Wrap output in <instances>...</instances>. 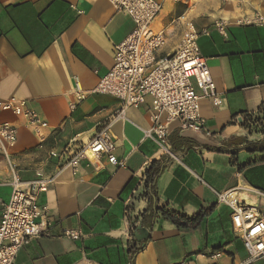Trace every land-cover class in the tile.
I'll use <instances>...</instances> for the list:
<instances>
[{
    "label": "crops",
    "instance_id": "crops-1",
    "mask_svg": "<svg viewBox=\"0 0 264 264\" xmlns=\"http://www.w3.org/2000/svg\"><path fill=\"white\" fill-rule=\"evenodd\" d=\"M158 1H164L163 10L154 26L170 33L163 51L176 47L183 25L172 29L171 24L186 13L200 33V50L221 104L201 98L205 124L199 131L171 124V154L149 134L151 100L128 107L111 126L113 153L124 165L116 167L101 156L81 160L73 169L63 167L64 150L91 139L121 108L118 98L93 90L134 22L109 0H0V100H26L49 124L42 141L20 113L0 114V123L18 129L9 157L0 150V215L14 180L49 181L38 195L42 232L22 246L14 264H236L247 257L233 231L231 209L216 193L235 186L264 191V151L246 147L264 141V135L241 124L264 106V25L239 23L257 11L264 14V0ZM221 22L227 24L225 35L217 29ZM154 161L165 167L148 210L146 173ZM242 197L264 209L263 198ZM162 209L201 216L195 226L179 227L163 218ZM138 227L146 236L141 240L135 236ZM67 228L85 236L66 238ZM251 264H264V258Z\"/></svg>",
    "mask_w": 264,
    "mask_h": 264
},
{
    "label": "built area",
    "instance_id": "built-area-1",
    "mask_svg": "<svg viewBox=\"0 0 264 264\" xmlns=\"http://www.w3.org/2000/svg\"><path fill=\"white\" fill-rule=\"evenodd\" d=\"M119 12L129 15L134 27L131 33L114 47L112 67L100 77L93 92L118 98L121 108L102 122L97 133L82 141L75 148L67 147L61 156H68L63 167L75 169L81 160H93L106 156L109 163L122 167L123 161L114 155L113 122L122 119L128 107L151 100L152 127L149 131L159 146L171 154L169 146L170 126L175 124L182 130L199 131L205 120L199 113L202 97L220 105L222 97L206 58L198 43L199 31L186 13L172 21L171 28L182 24L179 42L171 53L163 50L168 45L170 33L156 29L154 23L163 10L164 1L158 0H109ZM180 2L181 0H172ZM242 2L243 0H220ZM240 24L263 26L264 14L255 12L239 20ZM227 24H217V29L226 34ZM198 89L202 94L198 92ZM76 95L84 98L76 84ZM75 107V105H73ZM20 113L28 126L44 141L49 124L36 111L28 107L26 100H0V114ZM253 120V132L264 135V106L255 115H248L242 126ZM258 119V122H255ZM255 129V130H254ZM18 140V129L11 122L0 123V150L9 157V150ZM75 144V140H72ZM48 180L38 179L22 183L12 182L13 190L9 202L0 215V264H14L19 250L42 231L38 218L41 214L38 195L48 188ZM250 193L264 199V191L257 188L235 186L216 193L219 203L231 209L233 231L243 241L247 257L236 264H251L264 258V209L258 202H249L242 195ZM62 236L79 240L85 234L78 229H64ZM219 252L212 254L217 258ZM174 264H191L183 260Z\"/></svg>",
    "mask_w": 264,
    "mask_h": 264
},
{
    "label": "trees",
    "instance_id": "trees-1",
    "mask_svg": "<svg viewBox=\"0 0 264 264\" xmlns=\"http://www.w3.org/2000/svg\"><path fill=\"white\" fill-rule=\"evenodd\" d=\"M180 141H183L179 139ZM241 140L238 139L237 142H240ZM174 146V141L172 142V147ZM247 148L249 149H260L264 151V141L262 142H248ZM165 165L164 162L161 161H154L150 167V169L146 173V188H147V197L149 200V208L148 210H151L152 204L156 198V192H155V181L156 178L159 176V174L163 171ZM163 218L170 220L172 223L176 224L179 227H192L197 224V222L200 219V216H197L195 218H189L185 215H182L180 213L174 212V211H168V210H161Z\"/></svg>",
    "mask_w": 264,
    "mask_h": 264
},
{
    "label": "rangeland",
    "instance_id": "rangeland-1",
    "mask_svg": "<svg viewBox=\"0 0 264 264\" xmlns=\"http://www.w3.org/2000/svg\"><path fill=\"white\" fill-rule=\"evenodd\" d=\"M253 120L254 119H250L249 121L246 122V124L244 125V128L248 130L249 133H253ZM258 119H255V122H258ZM255 130V129H254Z\"/></svg>",
    "mask_w": 264,
    "mask_h": 264
},
{
    "label": "water",
    "instance_id": "water-1",
    "mask_svg": "<svg viewBox=\"0 0 264 264\" xmlns=\"http://www.w3.org/2000/svg\"><path fill=\"white\" fill-rule=\"evenodd\" d=\"M138 230H139V232L135 233V236H136L139 240H141L143 237H146V236H142V235L144 234V230H143V228L138 227ZM138 233H140L141 236H138V235H139Z\"/></svg>",
    "mask_w": 264,
    "mask_h": 264
}]
</instances>
